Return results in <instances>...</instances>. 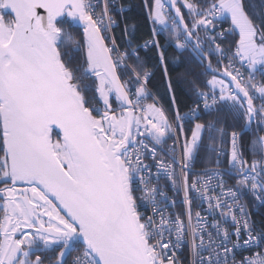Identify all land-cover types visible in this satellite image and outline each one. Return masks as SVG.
Here are the masks:
<instances>
[{"label": "snow or ice", "instance_id": "6c2138e0", "mask_svg": "<svg viewBox=\"0 0 264 264\" xmlns=\"http://www.w3.org/2000/svg\"><path fill=\"white\" fill-rule=\"evenodd\" d=\"M144 6L152 38L134 45L135 25H125L122 45L115 0H0V264H183L185 247L188 264H264V227L242 203L250 194L264 205V0ZM167 46L210 75L204 88L191 82L196 99L183 114ZM149 48L171 117L148 88L139 49ZM201 149L215 167L196 173Z\"/></svg>", "mask_w": 264, "mask_h": 264}, {"label": "trees", "instance_id": "16d2710c", "mask_svg": "<svg viewBox=\"0 0 264 264\" xmlns=\"http://www.w3.org/2000/svg\"><path fill=\"white\" fill-rule=\"evenodd\" d=\"M254 4L257 8L260 7V0H246ZM120 5L127 7V9L120 14H116V20L119 24V27L114 29V34L117 37V42L124 45L127 37L124 36V26L128 25L131 30V26L135 25L134 31H130V38L133 41L134 45H140L145 40H150L152 38V24L148 19L147 11L144 6V0H120ZM166 33H160L157 36V39L160 40L162 46L166 45ZM232 38L229 37L230 41ZM222 46L227 47L228 42L222 41ZM142 59L145 61L147 66L151 69L153 75L149 79L148 88L160 98V102L164 105L165 109L168 111L169 116H172V105L167 92L165 78L162 68L159 66V60L156 55V50L154 48H149L147 51L139 49ZM166 63L168 65V75L172 80L173 91L176 93V103L180 109L181 114L187 112L194 106V101L196 99L193 92L192 81L195 82L201 88H204V81L209 76L203 75L204 68L199 65L195 58L189 59L188 53L181 55L179 52H176L174 47L167 46L166 51ZM129 63L134 64V60H130ZM216 61L213 59V65L215 66ZM264 81V77H263ZM259 103V101H256ZM222 118L224 119V127L231 131L234 128L239 130L240 123L234 122L232 117L228 113H221ZM215 119V114L207 115L201 113V122H207L208 120ZM188 125L185 126L187 131ZM264 134V133H261ZM252 133H245L242 137L243 143L245 145V156L251 160V156L247 150V146L252 139ZM205 145L209 143L207 138L204 141ZM227 150V142L224 145ZM209 157L212 158L213 162L209 163ZM215 167L214 163V154L208 153L205 149H201L198 159L194 165V171L202 172L205 168ZM228 167V158L227 156L222 158V163L220 165V170L223 171ZM226 178L233 182L234 178L226 176ZM245 203L251 213V220L257 228L264 227V205L259 206L257 209L254 207V200L250 194H245L242 200ZM49 256H55L56 253H48Z\"/></svg>", "mask_w": 264, "mask_h": 264}, {"label": "built area", "instance_id": "2783aa9c", "mask_svg": "<svg viewBox=\"0 0 264 264\" xmlns=\"http://www.w3.org/2000/svg\"><path fill=\"white\" fill-rule=\"evenodd\" d=\"M120 4H121V3H120V0H115V7H116V8H119L120 6H122V5H120ZM124 8H125V10L127 9L126 6H125ZM116 14H117V13L115 12V10H113V15H114V17H115ZM115 19H116V17H115ZM221 42H222V41H220V43H221ZM263 77H264V76H259V75L257 76L258 80H262V81H263ZM182 114H183V113H182ZM170 117H171V116H170ZM171 144H172V141L169 140V141H168V145H171ZM145 162H146V163H149V164L152 163V161H151L150 159L146 160ZM153 171H155L154 168H153ZM193 171H194V170H193ZM194 172H196V171H194ZM196 173H200V172H196ZM190 176H191V173H190ZM225 180L227 181L228 186H234L235 181H233V182L229 181V180L226 178V176H225ZM161 183H162V184H165L166 182L162 180ZM165 191L168 193V195H169L170 197H173V198H175V199H180V197H176V196H174L172 190H171L169 187H165ZM198 203H199L198 201L194 203V205H193V210H194V211H201L202 214H206L205 209H206L207 206L204 205L203 208H200V207H197ZM242 203H243V202H242ZM169 211H171V209H170ZM176 211H181V209H180V208H177ZM258 250H259V249H253V250H251V251H245V252H243V253H239V252H238V253H237V260L242 259V257L245 256V255H251V254H253V252L258 251ZM177 255L179 256V258H180V260L183 262V264H188V259H189V257H188V250H187V247H185V248L182 250V252H178Z\"/></svg>", "mask_w": 264, "mask_h": 264}]
</instances>
